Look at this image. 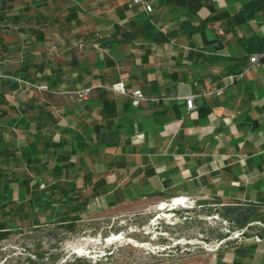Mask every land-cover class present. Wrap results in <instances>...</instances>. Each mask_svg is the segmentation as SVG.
Returning a JSON list of instances; mask_svg holds the SVG:
<instances>
[{"label": "crops", "instance_id": "obj_1", "mask_svg": "<svg viewBox=\"0 0 264 264\" xmlns=\"http://www.w3.org/2000/svg\"><path fill=\"white\" fill-rule=\"evenodd\" d=\"M129 1L0 0L1 229L176 195L205 227L221 210L233 229L264 216V6L236 23L249 0ZM13 79L92 89L18 97ZM118 81L162 100L133 107ZM251 234L136 264H264V230Z\"/></svg>", "mask_w": 264, "mask_h": 264}, {"label": "rangeland", "instance_id": "obj_2", "mask_svg": "<svg viewBox=\"0 0 264 264\" xmlns=\"http://www.w3.org/2000/svg\"><path fill=\"white\" fill-rule=\"evenodd\" d=\"M1 70L2 67L0 73ZM20 85L18 97L35 88L25 81ZM156 203L144 208L82 213L75 221L65 223L54 221L57 212L50 217L46 213L45 220L38 224L21 222L1 229L0 264H136L153 257L184 253L187 247L191 251L202 249L200 243L185 240L214 241L219 235L229 234L227 229L232 230L235 223L226 218L228 212L221 210L216 213L220 216L217 222L205 227L196 221L199 212L195 208L176 206L168 210ZM183 218H190L192 223L186 225ZM254 226L247 233L257 231ZM163 246L166 248L162 249Z\"/></svg>", "mask_w": 264, "mask_h": 264}, {"label": "built area", "instance_id": "obj_3", "mask_svg": "<svg viewBox=\"0 0 264 264\" xmlns=\"http://www.w3.org/2000/svg\"><path fill=\"white\" fill-rule=\"evenodd\" d=\"M134 5H142L143 9L147 13H150L152 11V6L149 3H147L146 0H130L128 3V6L133 7ZM258 57H259L258 53L252 54L249 57V62L255 63L257 61ZM248 68H249V66L245 70H247ZM243 74H244V72H241V73L233 76V78L237 79L238 77H241ZM0 77H5V75L0 74ZM13 80L18 82V83L22 82L19 79H13ZM25 84L29 85V86H34L36 89H38L40 91H50L53 93H68L70 96H78V97H82V98L86 97V95H88V93L92 89V87H87V88H84L82 90L65 92V91L51 90V89H49V87L47 85H33L31 83H28V82H25ZM108 88L112 91H116V92L122 93L125 96H127L130 104L133 107H139L141 104L146 103L148 101L159 102L160 100H162L161 98H158L156 96H154V97L147 96L141 88H127V87H125V85L122 81L112 83L110 86H108ZM166 99H168V98H166ZM184 101H185L186 107L189 110H192L195 108L193 96H186L184 98ZM174 197L181 198L180 202L179 203H171L173 201ZM163 201L169 203L165 207L168 210H170L171 208H174L176 206L187 207V206H192L194 204V199L188 198V196H182V195L171 196V197L166 198ZM163 201L162 200L158 201L155 205H159V202H163ZM172 204H173V207L171 206ZM227 221L228 220H226V223H227ZM252 225H257L258 229H257V231L252 232L251 237H253L256 240H260L262 238V236L260 234L261 229L264 230V216L261 218H258V219L251 220V221L243 224L242 226L237 227L236 229H232V230L227 229V231H229V234L224 235V236H220V237H216L214 239V241H210V240L204 241V240L199 239V238H195V240H193L192 238H188L185 240V242H188V243L198 242V243H200V245H201L200 247H202V249L203 248L215 249L222 244H226L227 240H229V239H233V238L238 237V236H246L247 231L250 229V227ZM164 248H166V246H163L162 249H164ZM185 249L187 250L186 252L181 250L184 253L177 254L176 256H180L183 254H187L188 252H191V250H189L188 247Z\"/></svg>", "mask_w": 264, "mask_h": 264}, {"label": "trees", "instance_id": "obj_4", "mask_svg": "<svg viewBox=\"0 0 264 264\" xmlns=\"http://www.w3.org/2000/svg\"><path fill=\"white\" fill-rule=\"evenodd\" d=\"M264 6V0H249L248 2L244 3L242 5V7L240 8V10L238 12H236L235 14H233L231 16L232 20L236 23H241V22H245L247 20H249L254 12L258 9H260L261 7ZM153 40L156 41H162L167 39L166 35H162L160 33L157 34H153L152 37ZM254 41L255 44H260L264 42V37L261 38H253L252 39ZM14 84L16 85L17 82L14 81ZM77 217H75L73 220H71L72 222L76 220ZM1 230V228H0ZM1 234V231H0Z\"/></svg>", "mask_w": 264, "mask_h": 264}, {"label": "bare ground", "instance_id": "obj_5", "mask_svg": "<svg viewBox=\"0 0 264 264\" xmlns=\"http://www.w3.org/2000/svg\"><path fill=\"white\" fill-rule=\"evenodd\" d=\"M180 200H181V198H178V197H175V198H173V201L171 202V203H179L180 202ZM169 203H167V202H161L160 204H159V208H163V207H166L167 205H168ZM172 207H173V204L171 205ZM74 249H76L78 252H80V248L79 247H77V246H75V245H73L72 246ZM82 248V247H81ZM75 250V251H76Z\"/></svg>", "mask_w": 264, "mask_h": 264}]
</instances>
